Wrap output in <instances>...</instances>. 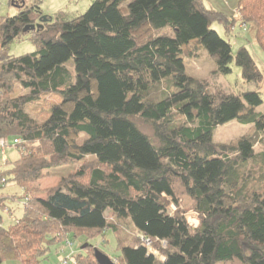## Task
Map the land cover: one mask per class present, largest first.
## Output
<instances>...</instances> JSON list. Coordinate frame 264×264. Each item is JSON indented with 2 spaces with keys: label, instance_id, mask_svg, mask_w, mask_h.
<instances>
[{
  "label": "trees",
  "instance_id": "trees-1",
  "mask_svg": "<svg viewBox=\"0 0 264 264\" xmlns=\"http://www.w3.org/2000/svg\"><path fill=\"white\" fill-rule=\"evenodd\" d=\"M11 1L19 12L0 16V139L22 142L14 162L0 161V264H41L70 232L92 238L107 230L121 251L118 264H264V184H249L264 164V150L256 151L264 145V112L256 110L263 97L214 92L185 63L205 49L216 72L230 73L235 62L245 81L262 83L248 48L235 55L212 24L229 32L249 24L264 50V0H239L234 17L204 0H95L72 19L43 15V0ZM44 16L42 27L24 31ZM27 34L36 50L11 55L9 45ZM163 81L170 89L160 88ZM45 94L61 101L38 121L28 106ZM136 117L152 124L158 143ZM234 120L255 133L215 142V129ZM91 158L94 165L36 197L45 170ZM11 182L22 194L5 191ZM181 198L195 208L197 224L170 212ZM19 206L23 215L5 227L3 214ZM123 224L133 231L128 241ZM147 240L167 245L164 259ZM86 250L76 264H99Z\"/></svg>",
  "mask_w": 264,
  "mask_h": 264
},
{
  "label": "rangeland",
  "instance_id": "rangeland-1",
  "mask_svg": "<svg viewBox=\"0 0 264 264\" xmlns=\"http://www.w3.org/2000/svg\"><path fill=\"white\" fill-rule=\"evenodd\" d=\"M17 1L20 2L21 0ZM27 1L28 4L33 3V0ZM94 1L95 0H43L41 2V10L43 15H48L55 19H57L59 16L72 19L83 14ZM204 3L209 9L220 11L227 17H234L237 14L236 10L238 8L239 0H204ZM16 5L17 4L14 5L11 0H0V16H13L17 14L19 12V7ZM247 25V29H245V27L243 28L241 27V24L237 23L234 26L232 32L227 31L225 26L220 22L213 23L212 27L218 31L224 39L231 41L233 53L235 55L240 47L246 46L264 74V50L256 41L255 31L252 29L251 25ZM35 50V43L29 34L24 35L22 38L16 39L9 45V53L15 56L30 53ZM185 63L187 73L196 78L206 80L214 92L225 91L228 93L242 94L248 90H259L264 100V80L260 84L245 81L242 76L241 67H239L235 62L231 64L232 71L230 73H218L216 72L217 67L214 59L205 49H202L198 51L196 56H186ZM141 76L144 80L151 82V79L146 72H143ZM156 88L157 85L152 83V91H156ZM160 88L162 90L170 89L168 81L161 82ZM60 101L61 97L59 95L45 94L39 101L29 105L28 111L38 121H44L50 116L52 106L59 103ZM256 110L258 112H264V102ZM134 120L144 133L149 135L154 140V142L158 143V140L154 134L153 126L150 122H146L140 117H136ZM254 133L255 129L253 125H246L234 120L227 124L218 126L215 129L214 141L217 143H230L237 141L243 135ZM9 141L11 144H14L15 138L10 137ZM34 147H38V145H34ZM25 148L23 147L22 149L24 150ZM263 150L264 145L262 143L256 145L257 153H260ZM6 151L10 162H14L21 154L17 147H8ZM94 163L95 162L93 158L88 159L87 162L79 164L70 163L65 165H56V163L51 169L44 171V176L39 181V188L37 189L36 197H46L48 190L56 187L64 176H70V174L78 171L80 167L82 168L83 166H92ZM263 172L264 164L261 162L259 167L255 170V176L251 180V183H249L250 187L264 184L262 181L264 180ZM5 191L9 194H22L20 187L13 182L8 184ZM11 206L15 207L13 204ZM169 210L171 213L180 211L181 213L186 214L193 223H198V218L195 213L196 210L194 207L190 206L189 203H187L186 198L179 199V206H177L175 202L171 201ZM6 211H8V209H6ZM22 215L23 211L20 206L16 208L14 215H10L7 212L4 213V226L10 227L15 222L13 217H17L18 219ZM107 215L111 217L110 212H108ZM123 227V237L127 240L129 237L131 238L133 231L125 224H123ZM146 243L149 245V247H151L150 250L152 252H155L159 258L164 259L165 255L162 250L166 249V244L164 245V243L160 242H155L152 244L151 241L148 240ZM86 244L90 248L100 249L110 256L116 264L119 263L117 262V259L120 258L121 251L118 247L116 236L112 230H107L105 234L97 235L92 238H88L86 234L76 235L74 231L70 232L68 234V240L64 242L56 241L50 245L47 257L42 260L41 264H64V260H68V264H74V256L87 253L86 249L88 246L83 248ZM3 264L22 263L19 260L6 258L4 259Z\"/></svg>",
  "mask_w": 264,
  "mask_h": 264
},
{
  "label": "water",
  "instance_id": "water-1",
  "mask_svg": "<svg viewBox=\"0 0 264 264\" xmlns=\"http://www.w3.org/2000/svg\"><path fill=\"white\" fill-rule=\"evenodd\" d=\"M24 3H25V0H23V4ZM46 20H47V17L44 16L43 18H41L39 23L26 26L24 31L26 32L29 30L39 29L40 27L43 26L42 22ZM87 246L88 245L86 244L83 248H86ZM94 254L99 264H116L110 256H108L106 253H104L98 248L94 249Z\"/></svg>",
  "mask_w": 264,
  "mask_h": 264
},
{
  "label": "built area",
  "instance_id": "built-area-1",
  "mask_svg": "<svg viewBox=\"0 0 264 264\" xmlns=\"http://www.w3.org/2000/svg\"><path fill=\"white\" fill-rule=\"evenodd\" d=\"M14 142H15L14 144H11L8 138H1L0 139V161H2V162L6 161V159H7V151L6 150L8 147H16L22 141L20 138H16ZM13 218L15 219V221L17 220L15 217H13ZM64 264H68V260H64ZM74 264H75V260H74Z\"/></svg>",
  "mask_w": 264,
  "mask_h": 264
}]
</instances>
